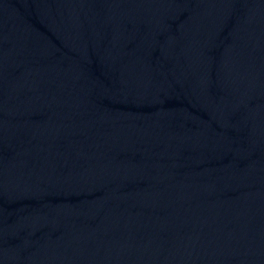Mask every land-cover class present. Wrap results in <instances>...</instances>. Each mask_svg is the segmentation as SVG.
Wrapping results in <instances>:
<instances>
[{"label": "water", "instance_id": "water-1", "mask_svg": "<svg viewBox=\"0 0 264 264\" xmlns=\"http://www.w3.org/2000/svg\"><path fill=\"white\" fill-rule=\"evenodd\" d=\"M0 264H264V0H0Z\"/></svg>", "mask_w": 264, "mask_h": 264}]
</instances>
